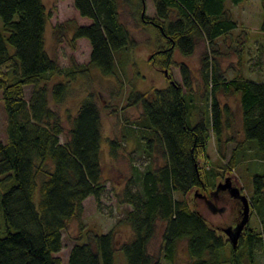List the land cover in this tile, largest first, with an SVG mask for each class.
<instances>
[{"label":"trees","instance_id":"obj_1","mask_svg":"<svg viewBox=\"0 0 264 264\" xmlns=\"http://www.w3.org/2000/svg\"><path fill=\"white\" fill-rule=\"evenodd\" d=\"M153 1L155 15L150 17L145 12V0H73L75 9L90 22L75 27L72 43L87 39L91 54L88 64L73 62L65 68L47 51L49 14L44 0H0V91L8 117L7 141L0 140V176L4 175L0 264H62L57 254L64 247L63 234L70 221L81 220L84 202L91 196L101 207L106 183L100 108L93 94L83 99L76 113L67 115L69 136L62 142L64 119L52 101L61 104L72 80L78 74L90 75L93 67L104 76L118 75L115 53L138 45L121 18L126 5L137 9L141 21L154 26L162 41L149 60L166 71L169 86L153 93L133 88L126 105L141 107L136 124L147 132L146 151L152 156L157 148L162 162L152 163L139 175L140 185L128 180L118 194L120 203L131 206L125 220L132 227V239L118 241L114 229L100 234L88 230L87 238L71 247L68 264H114L118 248L124 251L127 264H175L180 242H186L190 264L226 263L228 247L231 264H241L245 250L244 254L257 264L254 256L264 243V174L255 176L252 197L262 231L248 227L233 246L223 228L240 219L242 203L227 191L216 193L214 180L225 176L210 171L211 167L203 176L200 157L207 161L212 138L217 148L223 143L228 109L223 110L219 93H235L239 95L245 143L256 141L264 159V82L222 76L215 47L220 38L226 39L238 29L226 8L227 0ZM230 1L238 4L243 0ZM261 4L264 32V0ZM66 24L56 26L55 31L64 34ZM200 40L207 43L201 70L207 91L204 108L189 95L194 84L190 66L177 64L182 82L170 72L176 64L175 51L191 56ZM53 76L60 80L49 86ZM27 86L33 87L29 98L25 96ZM109 142L116 157L120 143ZM238 163L231 158L227 167L234 170ZM137 185L140 190L133 188ZM197 189L203 193L194 197V206L187 197ZM177 192L183 197H177ZM160 225L162 247L155 256L150 244Z\"/></svg>","mask_w":264,"mask_h":264},{"label":"rangeland","instance_id":"obj_2","mask_svg":"<svg viewBox=\"0 0 264 264\" xmlns=\"http://www.w3.org/2000/svg\"><path fill=\"white\" fill-rule=\"evenodd\" d=\"M44 2L49 14L46 29V44L49 55L56 58L59 64L65 68L71 67L73 62L88 64L91 54L90 42L87 39H78L74 44L72 38L75 27L88 24L90 20L79 14L74 7L73 0H44ZM226 8L232 18L237 21L238 29L234 30L226 39L220 38L215 47L219 52L216 58L222 76L229 79L242 76L252 81H264V32L261 30L263 19L261 0H243L238 4H233L227 0ZM145 10L150 17L155 15L153 0H145ZM138 13L139 11L131 5H126L122 10V21L130 29L138 45L133 49L123 48L115 53L118 75L116 77L104 76L98 68L93 67L90 75L78 74L72 80L70 90L61 104L54 105L52 101V105L59 110L64 119L65 133L60 136L62 142H65L69 136L70 122L67 115L75 114L82 100L87 98L90 93L93 94L102 117L101 161L106 191L101 197V207L98 206L95 197L87 198L84 202V214L81 220L74 219L68 224L63 234L64 247L57 254L61 257L62 264H68L71 247L77 240H85L87 238L85 233L88 230L100 234L114 229L118 241L132 239V227L125 220L126 213L131 209V206L120 203L118 194H121L128 180H136V183L139 184V175L152 163L155 165L162 162L161 152H157V148H154L152 156H149L146 151L148 139H145L144 136L147 132L136 124L141 114V107L126 106L127 97L133 88L142 92L153 93L157 89L167 88L170 84L166 77V71L154 66L149 60L159 45L162 44L158 32L151 24L143 23L140 13ZM64 23H68L65 25L66 31L59 35L55 28L58 25L64 26ZM206 49V41L200 40L196 51L191 56L185 57L176 50L174 53L176 64L170 68L174 79L177 82H182L181 68L177 64L184 62L190 66L193 71L194 84L189 95L194 97L196 104L202 108L206 104L207 93L201 72L202 55ZM59 80L53 76L49 81V86ZM32 89V86L25 88L27 98L30 97ZM234 94L219 93L223 110L227 108L230 114L231 122H227L231 130L229 133L225 131L223 143L218 148V143L212 138L208 153L214 159L205 161V157L201 156L200 161L203 165L201 172L205 176L206 172H209L208 168L211 167L210 171H217L220 175L223 173L225 178L218 176L217 180H214L217 184L230 178L233 186L236 185L241 193L249 199L251 208L249 228L262 231L261 220L255 211L252 197L255 176L264 174V159L258 154L259 149L256 141L246 140L245 143L241 128L240 103L237 94ZM224 118L226 119V117ZM190 123H194L193 118H190ZM7 124V112L0 91V140L2 142L7 141ZM110 140H118L120 143L116 157L111 153ZM153 144L155 146L156 141H153ZM236 147H238V152L245 148L249 152L246 160L232 170L227 165L230 164L231 151ZM206 164H208L207 167H205ZM3 178L4 175L0 176V193L4 191ZM139 185L133 186V188L140 190ZM202 193L201 190L197 189L193 194H189L187 199L196 206L194 197L201 196ZM37 195L39 196V189ZM176 196L183 197L180 192H177ZM81 224H84L85 228L81 229ZM162 231L163 226L160 225L156 237L150 244V251L155 256L161 253ZM242 253L241 264H253L244 254L247 253V250ZM231 259L232 253L228 247L225 252L226 263L223 264H231ZM254 260L257 264H264V243L257 248ZM114 264H127L126 255L121 248L115 251ZM175 264H190L186 242L178 244Z\"/></svg>","mask_w":264,"mask_h":264},{"label":"water","instance_id":"obj_3","mask_svg":"<svg viewBox=\"0 0 264 264\" xmlns=\"http://www.w3.org/2000/svg\"><path fill=\"white\" fill-rule=\"evenodd\" d=\"M219 191H227L235 198H238L242 203L241 213L243 214L239 221H237L236 226L230 225L229 227L223 228L224 232L230 237V241L233 246H237L239 243L240 236L245 228V226L249 223L251 208L249 204V199L246 195H243L240 189L237 186H233L230 178H227L225 182L217 185L216 193Z\"/></svg>","mask_w":264,"mask_h":264},{"label":"crops","instance_id":"obj_4","mask_svg":"<svg viewBox=\"0 0 264 264\" xmlns=\"http://www.w3.org/2000/svg\"><path fill=\"white\" fill-rule=\"evenodd\" d=\"M256 82H264L263 80H255ZM236 95V94H234ZM237 98L239 99V95H237ZM228 112V111H227ZM226 115L224 117H226V119H228L229 122H231V119H230V114L228 112V116H227V113H225ZM241 128H242V135L243 137L245 138V135H244V131H243V121H242V112H241ZM231 130V127L228 126V122L225 126V131H227V133H229ZM226 133V132H225ZM251 149V147H250ZM225 152V151H224ZM249 150H241L240 152L238 151H234V149L231 151V155L229 157L233 158L236 160V162H239L235 168H237L239 166L240 163L244 162L246 160V157H247V154H248ZM259 154V153H258ZM261 157V156H260ZM212 156H210V154L208 153V159L209 160H212L214 158H212Z\"/></svg>","mask_w":264,"mask_h":264},{"label":"flooded vegetation","instance_id":"obj_5","mask_svg":"<svg viewBox=\"0 0 264 264\" xmlns=\"http://www.w3.org/2000/svg\"><path fill=\"white\" fill-rule=\"evenodd\" d=\"M236 186V185H235ZM241 217V216H240ZM240 220V219H239ZM239 220H237V221H239ZM237 221H235L233 224H232V226H236V224H237ZM249 227V223L245 226V228H244V230H243V232H242V234H241V236H240V239L241 238H243L244 236H245V234H246V232H247V228ZM226 237H228V235L226 234ZM229 239V238H228ZM240 239H239V241H240Z\"/></svg>","mask_w":264,"mask_h":264},{"label":"bare ground","instance_id":"obj_6","mask_svg":"<svg viewBox=\"0 0 264 264\" xmlns=\"http://www.w3.org/2000/svg\"><path fill=\"white\" fill-rule=\"evenodd\" d=\"M221 192H223V191H219L218 194H220ZM213 197H215V195H213ZM229 239H230V237H229Z\"/></svg>","mask_w":264,"mask_h":264}]
</instances>
